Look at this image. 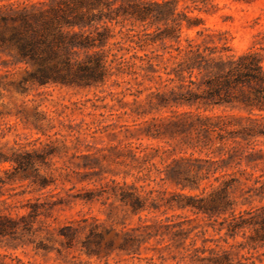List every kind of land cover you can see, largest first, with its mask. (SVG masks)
<instances>
[{"label":"trees","instance_id":"16d2710c","mask_svg":"<svg viewBox=\"0 0 264 264\" xmlns=\"http://www.w3.org/2000/svg\"><path fill=\"white\" fill-rule=\"evenodd\" d=\"M217 9L214 0H25L0 7V54L33 68L22 86L99 87L113 77H128L124 90L135 98V112L152 116L147 136L176 142L178 157L159 171L162 182L178 189L162 192L164 214L180 210L202 216L226 244L234 242L233 249L259 252L264 250V32L243 51L229 32L207 27L184 44L185 27L204 25L195 12ZM128 25L124 42L106 51L116 38L112 26ZM9 161L0 153V162ZM15 163L17 170L27 166L22 158ZM116 196L135 215L161 209L127 183ZM39 215L34 207L29 217ZM19 221L29 220L0 212V236L16 234ZM185 225L170 218L141 225L123 234L121 248L130 255L153 239L170 237L171 245L187 240L199 227ZM101 229L90 226L83 242L88 255L99 253L91 245L104 241ZM85 231L62 227L63 245L73 248ZM207 233L202 229L203 236ZM230 255L224 251L211 264H232Z\"/></svg>","mask_w":264,"mask_h":264},{"label":"rangeland","instance_id":"374dc122","mask_svg":"<svg viewBox=\"0 0 264 264\" xmlns=\"http://www.w3.org/2000/svg\"><path fill=\"white\" fill-rule=\"evenodd\" d=\"M24 1L0 0V7ZM214 2L218 9L212 13L195 12L204 25L185 27L184 44L207 27L229 32L232 44L243 51L264 32V0ZM112 28L116 38L106 51L117 49L113 44L123 41L130 25L123 30L121 26ZM28 70L33 68L16 66L12 57L0 54V153L10 159L0 162V212L29 220L19 221L20 229L13 236H0V264H211L224 251L230 252L232 264H264V250L233 249L230 244L234 242L226 244L202 216L180 210L164 214L162 192L178 189L162 182L159 171L178 157L173 152L176 142L147 136L146 121L152 116L135 112V98L124 90L123 81L128 77H113L99 87L22 86ZM18 158L26 161L24 169H15ZM124 183L135 187L148 203L155 200L161 209L133 214L116 196ZM34 207L40 213L37 218L29 217ZM167 218L185 222L186 229L199 228L187 240H179L184 244L171 245L166 237L164 242L153 239L137 254L122 250L125 232L144 224L167 223ZM94 224L102 226L105 237L99 246L91 245L99 253L88 255L83 242ZM67 225L86 227L73 248L63 245L60 236V229ZM202 229L208 230L206 236Z\"/></svg>","mask_w":264,"mask_h":264}]
</instances>
